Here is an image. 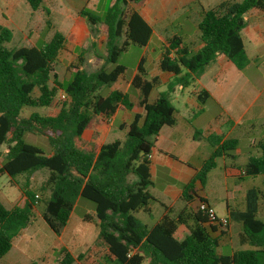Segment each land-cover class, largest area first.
Instances as JSON below:
<instances>
[{"label":"trees","instance_id":"obj_1","mask_svg":"<svg viewBox=\"0 0 264 264\" xmlns=\"http://www.w3.org/2000/svg\"><path fill=\"white\" fill-rule=\"evenodd\" d=\"M27 2L32 11L43 10L50 17L45 0ZM143 3L115 0L104 17L86 8L80 11L91 31L104 37V65L89 72L86 53L81 52L68 81L60 80L54 72L67 41L63 32L56 30L41 47L10 48L13 32L0 24V146H7L0 173L13 180L20 176L27 180L24 187L20 186L26 198L23 206L7 209L0 201V259L32 225L39 203L45 204L42 219L60 237L83 198L94 203L99 227L95 245L86 252L100 253L102 264H264V142L259 144L260 154L250 156L241 168L246 177L261 178L262 187L249 189L246 210L234 214V220L242 225L241 246L248 249L221 255L218 250L224 228L199 209L201 203L209 204L202 193L218 160L234 158L236 139H209L211 156L183 186V207L165 206L162 219L152 227L138 217L149 213L151 204L157 202L150 192L149 155L162 128L177 124L172 93L177 87L187 88L198 81L219 57L240 71L248 66L241 35L247 26L245 15L253 9L264 11V0H229L204 11L198 25L201 47L197 51L178 36L164 40L158 69L173 76L166 91L149 102L160 82L158 77L147 79L141 62L131 80V91L139 93L138 107L144 116L135 115L123 141L99 146L83 139L93 120L101 123L120 108L132 111L135 107L131 93L111 91V87L126 73L118 64L122 54L131 46L146 47L153 34L135 8ZM46 23L51 27L49 19ZM210 99L206 90L197 94L201 107ZM26 108L47 109V113L26 114ZM27 134L45 137L51 155L26 143ZM33 175H44L39 189L42 199L29 187ZM84 218L90 220L89 215ZM216 225L222 229L219 236H215ZM180 226L189 231L183 240L176 238ZM63 255L61 264H85L89 257L85 253L75 257L66 250Z\"/></svg>","mask_w":264,"mask_h":264},{"label":"crops","instance_id":"obj_2","mask_svg":"<svg viewBox=\"0 0 264 264\" xmlns=\"http://www.w3.org/2000/svg\"><path fill=\"white\" fill-rule=\"evenodd\" d=\"M88 1L93 3L96 9L99 0H86V4ZM224 1L229 0H144L142 6L135 7L153 30L146 48L154 37L160 45L158 59L150 64L153 69L150 79L158 77L160 83L152 91L149 102H154L161 93L159 88H167L173 78L171 74L158 69L163 41L178 36L192 51H197L201 47L198 25L203 12ZM114 3L115 0L112 1V5ZM245 20L247 26L241 35L249 58L248 66L240 71L228 59L219 57L198 81L187 88L177 87L172 93L171 100L177 111V124L162 128L156 137L150 160L153 182L150 192L157 202L151 204L149 213L138 215L145 224L152 227L162 219L165 206L183 207L181 201L183 186L195 178L211 156L212 147L209 139L212 137L221 138L222 141L236 139L238 149L233 153L234 158L224 156L218 160L217 168L210 175L202 193L217 215L229 220L230 224L228 229H224L225 234L221 237L220 247L231 246L232 254L237 250L234 247L241 246L242 243V225L240 222L235 224L234 214L246 210L249 189L262 187L261 178H248L241 168L250 156L260 154L259 144L264 142V11L253 9L245 15ZM1 25L5 26L2 23ZM84 29L86 32L89 29L87 21ZM101 37L104 42V37ZM87 61L92 60H88L87 57ZM141 62L143 65L145 57L140 60L138 68ZM137 73L138 69L134 76ZM149 74L147 73V76ZM131 80L126 81L122 76L111 87V91L129 92L133 101ZM202 90L211 95V99L203 107L197 100V94ZM154 92L155 97L152 96ZM134 93L136 100L133 101L135 107L132 111L120 108L112 117L101 123L93 120L90 127L85 130L83 138L94 141L99 146L116 140L123 141L135 115L144 116V111L138 107L139 93L136 91ZM120 116L118 128L115 122ZM110 135L114 136L113 141H108ZM2 159L3 156L0 157V168ZM21 177L25 178L24 176L18 178ZM35 177L38 176L33 175L29 180L31 190H35L34 185L38 183ZM18 178L12 180L11 184L18 189V194H14V190L0 194V201L7 209L25 204L26 198L18 185ZM160 180L162 183L157 188ZM257 180H260V185L252 186V182ZM26 183L25 179V185ZM196 186L200 187V184L197 183ZM220 204L225 206V212L221 215L218 211ZM93 223L98 225L97 218ZM216 229L215 236H219L222 229L217 225ZM25 230L19 237L25 236ZM188 233L185 226H180L176 234L186 237ZM16 239L10 252L0 259V264H30L23 260L26 256L23 249L27 245L16 244ZM27 249L29 250L28 247Z\"/></svg>","mask_w":264,"mask_h":264},{"label":"rangeland","instance_id":"obj_3","mask_svg":"<svg viewBox=\"0 0 264 264\" xmlns=\"http://www.w3.org/2000/svg\"><path fill=\"white\" fill-rule=\"evenodd\" d=\"M113 0H99L95 6L86 0H45V7L51 11L50 17H47L43 10L32 11L27 0H0V24H4L13 32V40L8 45L10 48L21 47H41L44 43L50 41L54 32L60 30L67 37L64 49L61 51L58 62L54 66V72L59 76L60 80L68 81L73 72L74 66L78 64V55L81 52L86 53V58L92 60L87 61L85 68L89 72H93L104 65L103 55V40L96 32L85 31L86 20L79 14L84 8L104 17L107 9L112 5ZM95 9V10H94ZM50 20L51 27L47 26L46 21ZM160 45L157 38L154 37L149 44V47L131 46L127 52L120 57L118 64L126 68L124 80H131L138 69V65L142 57H145L144 68L149 74L147 79L150 80V75L153 72L151 63L156 61L160 55ZM110 69L112 65L108 66ZM167 88L160 87L159 91L163 92ZM108 91H105L107 93ZM133 101L136 100L133 92ZM156 96V92L153 93ZM32 111H37L40 114H46L47 109H31L26 108L25 113L29 114ZM121 116L116 120V126L119 128ZM86 140L85 138H83ZM114 136L110 135L108 141H113ZM26 143L39 147L47 156L51 155L52 149L48 140L38 134H27L24 137ZM89 141V140H86ZM91 141V140H90ZM7 151V146L0 147V157ZM37 179L34 188L38 192L40 199L43 195L39 192L40 186L44 183V175L35 177ZM35 179V180H36ZM12 178L7 174L0 176V194L6 193L8 190H14V194H18V189L11 186ZM18 185L25 186V178H18ZM162 181L157 184L160 187ZM260 185V180L252 182V186ZM45 208L44 203H39L35 212V219L32 225L25 230V236L16 239V244L27 245L23 249L26 256L24 262L30 264H61L63 259V250H66L73 256H78L81 253L89 256L85 264H102L100 253L88 254L86 252L90 247H93L99 235V227L93 221L95 217V205L93 202L80 198L73 209L71 218L64 228L62 235H55L46 222L42 219V212ZM219 214L225 212V206L219 205ZM89 215L90 220L86 222L85 216ZM235 224L239 222L235 221ZM178 240H183L185 236L176 234ZM249 246L237 245L234 249H248ZM231 246H221L220 253L222 255H232Z\"/></svg>","mask_w":264,"mask_h":264},{"label":"built area","instance_id":"obj_4","mask_svg":"<svg viewBox=\"0 0 264 264\" xmlns=\"http://www.w3.org/2000/svg\"><path fill=\"white\" fill-rule=\"evenodd\" d=\"M152 158V155L150 154L149 155V159L151 160ZM199 209L203 212H205L208 217H209V220L213 223H217L219 225H221L224 229L228 228L229 227V220L228 218H221L217 215L215 209L213 207H211L209 204H206V203H201L199 205Z\"/></svg>","mask_w":264,"mask_h":264}]
</instances>
